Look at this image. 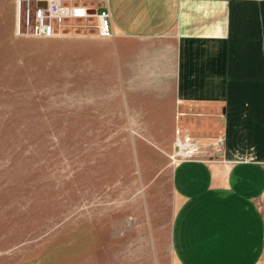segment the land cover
<instances>
[{
	"label": "rangeland",
	"instance_id": "374dc122",
	"mask_svg": "<svg viewBox=\"0 0 264 264\" xmlns=\"http://www.w3.org/2000/svg\"><path fill=\"white\" fill-rule=\"evenodd\" d=\"M16 12L0 0V264H175V133L94 53L114 35L92 17L17 36Z\"/></svg>",
	"mask_w": 264,
	"mask_h": 264
},
{
	"label": "crops",
	"instance_id": "0c3cea01",
	"mask_svg": "<svg viewBox=\"0 0 264 264\" xmlns=\"http://www.w3.org/2000/svg\"><path fill=\"white\" fill-rule=\"evenodd\" d=\"M81 3L109 10L112 47L94 53L154 102L149 131H187L212 158L173 168L175 264H264V0Z\"/></svg>",
	"mask_w": 264,
	"mask_h": 264
},
{
	"label": "built area",
	"instance_id": "2783aa9c",
	"mask_svg": "<svg viewBox=\"0 0 264 264\" xmlns=\"http://www.w3.org/2000/svg\"><path fill=\"white\" fill-rule=\"evenodd\" d=\"M82 1L84 0H17V36L52 39L62 36L63 31L60 27L68 20H87L97 17L99 37L101 39L112 38L114 31L109 10L105 9L93 15L91 8L83 5ZM175 147L174 153L171 155L175 165L185 161L207 162L212 159L208 152L186 132L177 131ZM209 147L216 154L221 153V141H215Z\"/></svg>",
	"mask_w": 264,
	"mask_h": 264
}]
</instances>
